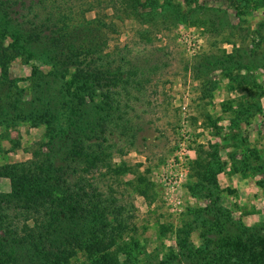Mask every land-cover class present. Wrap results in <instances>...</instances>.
<instances>
[{
	"label": "rangeland",
	"instance_id": "374dc122",
	"mask_svg": "<svg viewBox=\"0 0 264 264\" xmlns=\"http://www.w3.org/2000/svg\"><path fill=\"white\" fill-rule=\"evenodd\" d=\"M33 1L0 11V193L67 154L38 264H264V0Z\"/></svg>",
	"mask_w": 264,
	"mask_h": 264
},
{
	"label": "trees",
	"instance_id": "16d2710c",
	"mask_svg": "<svg viewBox=\"0 0 264 264\" xmlns=\"http://www.w3.org/2000/svg\"><path fill=\"white\" fill-rule=\"evenodd\" d=\"M26 1L0 0V11L5 17L8 16L9 19L14 20L19 25H23L25 21L33 23L28 14L30 9L32 10L33 8L34 1ZM14 3L19 8L16 11H8L7 9H10V6ZM10 13L12 14L11 16ZM51 19L52 13L44 16V19L40 18L38 21V40L46 39L47 44H55V42L62 39L61 28H52L56 24L50 21ZM44 30L48 33H43ZM41 34L43 36H39ZM45 34L47 35L45 36ZM48 34L53 35L49 36ZM81 148L83 149V144ZM66 155L60 156L57 170L51 169V163L45 165L44 161L40 160L38 152H34V158L27 162L5 166L8 167V171L5 170L4 173L10 175L13 173L10 179L14 192L11 195L0 193V264H8L10 262L13 264H38L39 261L44 263L46 257L54 259L55 262L59 259L66 260L67 254H69L66 246H70V244L63 242L64 238L61 236V230L56 231L57 234L55 236L57 238L53 237V241L51 237L48 238V236H43V234L34 237V233L38 234V228L42 226L37 216H34L35 214L38 215V208L45 203L53 202L54 189L57 191L65 189L63 190L64 194L68 191L67 178L70 174V168L66 163ZM19 170L25 171V174L15 177ZM25 183H27V186L21 188L20 185ZM71 197V194L63 196L61 198L62 203L59 204L60 202H58L57 204L59 208H56V211L50 209L49 213L53 214V216L64 215L65 212L61 206L68 205L67 199ZM81 213L84 214L85 212L81 211ZM19 216H23L25 220L30 219L33 222L32 226H29L28 223H23L21 227V230L23 229L24 231L23 234H20L18 229L13 228L22 220L19 219ZM47 242L56 244V250H50ZM35 252L37 255H35Z\"/></svg>",
	"mask_w": 264,
	"mask_h": 264
},
{
	"label": "built area",
	"instance_id": "2783aa9c",
	"mask_svg": "<svg viewBox=\"0 0 264 264\" xmlns=\"http://www.w3.org/2000/svg\"><path fill=\"white\" fill-rule=\"evenodd\" d=\"M181 109H182V110H186V106H185V104H182Z\"/></svg>",
	"mask_w": 264,
	"mask_h": 264
}]
</instances>
